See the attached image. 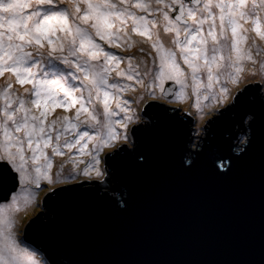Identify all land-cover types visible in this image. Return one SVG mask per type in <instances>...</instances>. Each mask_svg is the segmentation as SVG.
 <instances>
[{"label": "snow or ice", "instance_id": "obj_1", "mask_svg": "<svg viewBox=\"0 0 264 264\" xmlns=\"http://www.w3.org/2000/svg\"><path fill=\"white\" fill-rule=\"evenodd\" d=\"M256 38L264 41V0H0V192L6 200L17 185L21 190L11 203L0 204V264H247L61 259L55 244L43 250L22 246L19 214L60 183L83 177L97 182L94 188L113 185L117 177L105 165L121 153L139 154L132 138L140 129L132 126L149 100L194 97L190 108L202 131L221 124L237 128L238 135L229 136L237 141L235 156L213 159L217 179L237 176L258 134L264 137V94L241 87L255 77L257 63L264 69V59H256ZM133 48L137 53L120 54ZM167 81L172 86L166 88ZM58 108L64 114L49 119ZM160 111L167 117L169 109ZM209 115L214 119L206 121ZM106 149L112 156L103 160ZM185 151L189 166L205 155L199 140H190ZM56 157L67 160L54 173ZM131 207L130 201L120 204L123 212ZM41 219L28 222L25 233L39 230Z\"/></svg>", "mask_w": 264, "mask_h": 264}, {"label": "water", "instance_id": "obj_2", "mask_svg": "<svg viewBox=\"0 0 264 264\" xmlns=\"http://www.w3.org/2000/svg\"><path fill=\"white\" fill-rule=\"evenodd\" d=\"M161 107L169 109L167 117ZM135 126L139 154L121 153L105 165L117 177L114 184L105 190L93 181L48 194L46 213L38 216L42 226L27 230L25 242L41 250L55 244L61 259L264 264V137L258 134L238 175L222 181L213 159L235 156L237 141L229 136L238 129L216 125L206 137L188 115L161 101L146 107V124ZM190 140L205 151L192 166L185 151ZM111 156L106 152L104 160ZM18 187L6 200L0 192V201ZM123 201L132 203L128 212Z\"/></svg>", "mask_w": 264, "mask_h": 264}, {"label": "rangeland", "instance_id": "obj_3", "mask_svg": "<svg viewBox=\"0 0 264 264\" xmlns=\"http://www.w3.org/2000/svg\"><path fill=\"white\" fill-rule=\"evenodd\" d=\"M133 38L135 40H137V41H140L142 39H145V38L139 37V36H134ZM142 46L145 47V49H149V45H147V44H144ZM111 50L112 51H119L117 49H111ZM134 53H137V48H133L131 50V52H129V53L120 52L121 55H126V56L127 55H131V54H134ZM261 56L263 57L264 55L261 54ZM125 66H126L125 64H122L121 65L122 68L125 67ZM260 71H261V69H260ZM113 75H115V73H113ZM262 77H264V71L257 72V74L255 75V77H250V78L246 79L245 80V83L242 84L241 87L247 86L249 88L256 89L257 91L259 90V94L260 95L261 94H264V82H262ZM0 83H3V79L2 78H0ZM169 83H171V81H167L165 83V87L166 88H167V85ZM176 87L178 88L179 86H176ZM128 97L131 98V95H129ZM153 102L155 104H157V101H151V100H149V101H146L144 104H142L139 107V113L138 114H139V117H140V122L138 124H146V107H149L150 104L153 103ZM193 102H194V97L191 100H185V101H182L180 103H164V102H162V104L164 103L166 105H169V106L173 107L175 110H177V111H179V112H181L183 114L188 115L189 118L192 120V122L195 124V126L207 137L209 128H208V130L206 132L205 131H202V125H201V123L198 120V116L196 114V109L195 108H190V105ZM204 103H207V102H204ZM133 107L135 108L136 106L133 105ZM206 110L207 109H205V111ZM189 111L191 112V115L189 114ZM74 113H75V108L70 109L67 114L71 116V115H74ZM63 114H64V109L63 108H58V109H56L51 114V116L49 117V119H54L56 116L63 115ZM212 119H214V117H212L211 115H209V116L206 117V121H210ZM132 127H135L136 128L135 125H133ZM235 130H237V128ZM89 147H91V145ZM73 151H75V149ZM110 151H111L110 149H106L104 152H102L101 153V158L104 160V157H105L106 152H110ZM49 153H50V151H49ZM63 159H67V157H56L55 158V160H54V168H53V172L54 173L59 170V164L61 163V161ZM81 159L87 161V160L90 159V157L84 156V157H81ZM79 167L80 168H83L84 167V164H80ZM70 170H71V164H67L65 166L64 170H63L64 171V175L65 176L69 175ZM83 182L91 183L93 181L90 182V181L86 180L85 178L80 177L79 179L72 180V181L67 182V183H60V184L54 185L51 189L48 190L47 193L40 192L39 193V197L37 198V200L35 202V207L31 208V210L28 211L26 215L23 213L24 214V218L23 219H20L19 228H20L21 238L23 239V234L25 233V225L28 222H30L31 220L36 219L41 214L44 215V213H46V209L44 208L43 203L45 201V197L48 196V194L53 193V192H55L56 190H59V189L68 188V187H74V186H76L78 184H80V185L81 184H84ZM72 184H74V185H72ZM43 187L46 188V189L48 188V186L46 184L43 185ZM81 189H85V187H81ZM19 192H21L20 187H18L17 190L10 196L9 200H7V201H4V200L3 201H0V204L11 203L12 196H14V195L19 196L20 195V194H18ZM22 246L23 247H29V246L25 245V242L23 243ZM33 247L30 246L29 247L30 250L31 249H34Z\"/></svg>", "mask_w": 264, "mask_h": 264}, {"label": "bare ground", "instance_id": "obj_4", "mask_svg": "<svg viewBox=\"0 0 264 264\" xmlns=\"http://www.w3.org/2000/svg\"><path fill=\"white\" fill-rule=\"evenodd\" d=\"M250 36H252V37H255V33H250ZM248 44H251V40H249V42H248ZM256 44H257V46H258V48L261 50V54L262 55H264V41H260L258 38H256ZM248 45H245V47H247ZM253 51L255 52L256 51V49H253ZM264 58V56L262 57L261 55L260 56H257L256 57V59L259 61V60H261V59H263ZM245 64H246V66L247 67H252V65L250 64V62H244ZM260 64L259 63H257V65H256V70H257V72H262V71H264V69H261V67L259 66ZM260 69H261V71H260ZM246 76L247 75H249L248 73H246L245 74ZM129 98V97H128ZM208 103V102H207ZM207 111V110H206ZM121 115H123V114H121ZM48 151H50V150H48ZM63 160H67V159H63ZM76 184V183H75ZM72 185H74V184H72ZM80 184H78V185H76V186H79ZM18 194H20V192L18 193ZM19 216H20V219H23L24 218V214L23 213H20L19 214ZM23 239H24V242H25V233L23 234ZM25 245H27V246H31V245H29V244H27L26 242H25ZM32 247V246H31ZM34 249H37V248H35V247H33Z\"/></svg>", "mask_w": 264, "mask_h": 264}, {"label": "flooded vegetation", "instance_id": "obj_5", "mask_svg": "<svg viewBox=\"0 0 264 264\" xmlns=\"http://www.w3.org/2000/svg\"><path fill=\"white\" fill-rule=\"evenodd\" d=\"M252 89V88H251Z\"/></svg>", "mask_w": 264, "mask_h": 264}, {"label": "trees", "instance_id": "obj_6", "mask_svg": "<svg viewBox=\"0 0 264 264\" xmlns=\"http://www.w3.org/2000/svg\"><path fill=\"white\" fill-rule=\"evenodd\" d=\"M175 110V109H174Z\"/></svg>", "mask_w": 264, "mask_h": 264}]
</instances>
